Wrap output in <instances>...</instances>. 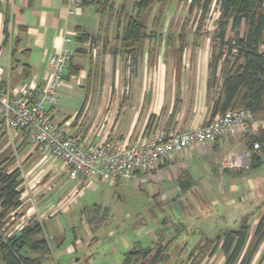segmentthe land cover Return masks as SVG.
Instances as JSON below:
<instances>
[{
  "label": "crops",
  "instance_id": "1",
  "mask_svg": "<svg viewBox=\"0 0 264 264\" xmlns=\"http://www.w3.org/2000/svg\"><path fill=\"white\" fill-rule=\"evenodd\" d=\"M79 1L80 5L72 0H0L2 88L9 93L24 83L42 88L51 72L50 56L74 48L75 56L60 89L61 106L53 117L57 123L66 124L69 132L83 142L97 144L108 138L142 144L148 142L158 128L194 129L212 117L222 79L218 77L216 86L209 88L211 48L207 42L189 39L180 54L179 40L175 41L174 50L167 46L165 31L169 27L162 24L157 28V38H145L136 54L129 53L122 48V36L124 17L133 11L131 0ZM99 1H107L102 10ZM149 27L150 30L153 26ZM79 32L89 33V40L67 45L65 38L77 39ZM78 48L81 50L77 51ZM261 126L259 122L252 133L239 132L172 154L164 158L157 169L138 172L128 181L120 178L105 181L114 187L125 184L150 190L153 200L149 204L159 209L156 213L154 209L148 211H152L157 224L148 231V241L120 239L117 251L122 261L116 264H122L129 250L153 246L162 236L163 245L173 239L167 264L178 262L175 255L186 258L193 251L196 253V245L204 238L216 237L226 229L235 228L232 224H241L244 220L250 223L252 236L264 215V149L253 150L250 141V136ZM31 144L26 133H10L0 124V155L13 153L12 169L24 162V166L19 167L23 178L22 204L15 210L19 213L12 220L15 226L7 229V233L13 232V236L20 232L16 226L21 220L26 224L31 220L39 221L49 250L31 252L40 256L43 263L52 255L44 231L47 222L58 214L73 215L79 211L82 205L79 197L84 189L98 188L101 180L80 182V185L76 181L69 182L61 161ZM253 154L261 161L256 167L250 166ZM226 160L232 166L223 167ZM200 169H205L208 175L204 177ZM45 178L48 181L41 185ZM77 185L81 186L79 190ZM165 206L179 212L174 222L180 225L176 234L167 231L168 226L158 225L162 221L160 216L165 224L171 220H167ZM86 207L82 212H86ZM101 208L99 203L93 204V212L88 214L91 221H103ZM192 236L194 241L190 239ZM86 244L91 245L93 241L85 243L75 236L64 253L84 250ZM224 260L218 249L200 264H223ZM183 261V264H191V260ZM251 264H264V241Z\"/></svg>",
  "mask_w": 264,
  "mask_h": 264
},
{
  "label": "trees",
  "instance_id": "2",
  "mask_svg": "<svg viewBox=\"0 0 264 264\" xmlns=\"http://www.w3.org/2000/svg\"><path fill=\"white\" fill-rule=\"evenodd\" d=\"M165 0H134L133 11L125 18V30L122 36V48L129 53L136 54L145 38H157L159 34L156 18L149 22L148 14L155 3ZM189 1L191 9H198L202 17L210 11L212 4L219 6V18L214 37L220 45L217 54L211 53L209 88L215 87L221 75V84L216 94L212 116L230 109H245L255 114L262 122L258 132L250 136L252 148L259 141L264 149V0H180ZM96 3V0H92ZM107 2V1H106ZM99 1L98 5L105 8V3ZM83 4L85 3L82 2ZM164 7L159 14L163 13ZM1 12V3H0ZM152 29L149 30V26ZM234 36L227 38L228 32ZM87 32H79L77 42H86L90 38ZM188 36L184 32H173L166 35L167 46L176 48L179 40L178 52L182 53ZM94 39V37H93ZM197 42V40H195ZM78 48L77 51H80ZM76 52V51H75ZM74 58V57H73ZM73 60V59H72ZM72 61L69 68L71 67ZM68 68V70H69ZM68 72V71H67ZM67 75V73H66ZM4 153L0 156V264H43L41 257L32 256L28 252L46 253L49 250L48 242L43 236V227L39 221L31 220L18 233L6 238L7 228L13 211L21 204V190L23 178L20 168L7 171L15 162V157ZM251 167L261 163L260 158L251 156ZM93 218V215H92ZM179 231H174L175 234ZM165 239V238H164ZM163 236L159 237L153 246L135 247L124 255L122 264H161L168 262L171 257L169 245H163ZM264 241V215L259 220L251 236L250 223L244 220L238 227L229 228L216 237L204 238L187 256L191 264H200L206 257L215 255L218 249L223 253V264H251L256 252ZM187 260V261H188Z\"/></svg>",
  "mask_w": 264,
  "mask_h": 264
},
{
  "label": "built area",
  "instance_id": "3",
  "mask_svg": "<svg viewBox=\"0 0 264 264\" xmlns=\"http://www.w3.org/2000/svg\"><path fill=\"white\" fill-rule=\"evenodd\" d=\"M72 1L81 4L79 0ZM65 42L73 45L76 39L66 37ZM75 53L74 48H66L50 56L51 72L42 88L24 83L9 93L0 85V124L10 133H26L33 145L40 146L42 152H49L61 161L69 182L76 181L80 185V182L87 184L119 178L128 181L138 172L157 169L164 158L194 145L214 143L239 132L252 133L260 122L249 110L230 109L215 114L194 129L167 131L158 128L149 141L142 144L108 138L97 144L85 143L73 136L66 124L57 123L53 117L61 106L60 89ZM254 149H262L259 141L254 143ZM227 166H232L228 160L223 162V167ZM80 188L76 186V189ZM16 212L11 213L12 219ZM19 228L23 227L17 224L16 230ZM12 233H6V238Z\"/></svg>",
  "mask_w": 264,
  "mask_h": 264
},
{
  "label": "rangeland",
  "instance_id": "4",
  "mask_svg": "<svg viewBox=\"0 0 264 264\" xmlns=\"http://www.w3.org/2000/svg\"><path fill=\"white\" fill-rule=\"evenodd\" d=\"M130 2L133 3L134 0ZM163 7V13L159 14ZM155 14L159 16V18L157 17L155 20L157 25L164 24L169 27V29L165 31L166 35L168 33H179L182 31L187 34L188 40L207 42L210 45L211 53L214 50V54H217L220 42L214 39L217 30L216 23L219 18V6L216 2L212 4L210 11L205 17L201 16L198 9H191L189 1L185 2L180 0H165L163 3H155L148 14L149 22H152ZM232 36H234V32L229 31L227 38H231ZM219 78H221V75ZM12 150L13 149H11V151ZM27 159L28 158H26V160ZM18 160L21 159L18 157ZM20 162H22V160ZM21 164L24 166V162L18 163L19 167ZM10 168L12 169V167ZM200 173H202L204 177L208 175L205 169H200ZM45 181H48L47 178L42 180L40 184H44ZM98 184L99 186L96 189L86 187L83 194L80 195L79 198L82 205L79 207V211L81 213L76 211L73 215L58 214L50 222H47V226L45 225L47 228H44V231L50 241L52 255L50 258L44 260V264H116L120 259L122 261L117 251V248L120 246H118L120 239L125 237L127 239L135 238L148 241V231L155 228V225H157L154 223V214L152 211H148L154 209L155 213L157 211L159 212L158 207H153L149 204V202L153 200V197L149 195L150 190L147 192L144 189H135L125 184L114 187L105 181H101ZM43 196L44 195L40 196L39 199ZM94 203L102 205L101 215L103 217L101 216V219L104 222L96 223L95 221H91L87 210L85 213L82 212L86 206L89 208L90 213L93 212L92 207ZM164 208L168 211V214H166L168 216L167 220H171L165 224L163 222V216H160L162 221L158 225L162 227L168 226L165 228L167 231L171 230L174 232L177 231L178 228L180 230V225L178 223L174 224V222L178 220H176L175 217H178L179 212H176L174 207L173 210H170L166 206ZM15 214L19 215L18 212ZM12 220L13 219H9L5 224L7 229H11L15 226ZM27 224L22 222V220L19 222V226L23 228ZM239 225L240 224H232V227H238ZM193 235L198 237L196 233ZM58 236L60 237L58 238ZM75 236L85 243L87 241H93V244H86L84 250L77 251L76 253L65 254V249L73 242ZM194 236L190 237L192 241H194ZM28 253L32 256L37 255L31 251ZM174 258H176L175 261L178 262H172L171 264H183L184 259L185 261L188 260L187 257H180V254L175 255ZM163 263L167 264V262Z\"/></svg>",
  "mask_w": 264,
  "mask_h": 264
},
{
  "label": "water",
  "instance_id": "5",
  "mask_svg": "<svg viewBox=\"0 0 264 264\" xmlns=\"http://www.w3.org/2000/svg\"><path fill=\"white\" fill-rule=\"evenodd\" d=\"M86 209H87V212H88V214H89L90 212H89V209H88V207H86Z\"/></svg>",
  "mask_w": 264,
  "mask_h": 264
}]
</instances>
